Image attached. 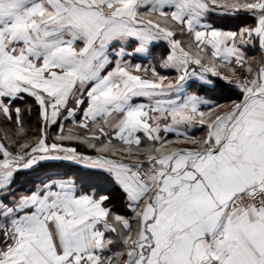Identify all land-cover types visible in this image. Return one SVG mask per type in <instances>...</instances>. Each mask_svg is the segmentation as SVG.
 <instances>
[{"label":"snow or ice","instance_id":"1","mask_svg":"<svg viewBox=\"0 0 264 264\" xmlns=\"http://www.w3.org/2000/svg\"><path fill=\"white\" fill-rule=\"evenodd\" d=\"M0 264H264V0H0Z\"/></svg>","mask_w":264,"mask_h":264},{"label":"trees","instance_id":"2","mask_svg":"<svg viewBox=\"0 0 264 264\" xmlns=\"http://www.w3.org/2000/svg\"><path fill=\"white\" fill-rule=\"evenodd\" d=\"M158 51H159V49H157ZM156 50V51H157ZM143 63H147V61L145 60V61H142ZM165 74H167V73H165ZM82 115V112H78L77 113V119L80 117ZM32 121H33V124L35 123V116H33V118H32ZM68 127H72V123H71V121L69 120V121H67L66 123H65V129H67ZM58 128H59V126L57 125V126H53L51 129H50V132L51 133H56L57 131H58ZM74 131H76V132H79V133H81V134H83L84 133V130L83 129H79V128H74ZM172 138H174V137H172ZM78 148H81L82 150H84L85 152H88L89 150H87V149H84V148H82V146H80V145H76ZM59 168L62 170V172H64V173H66V174H69V175H77V176H84V175H86V170H84V169H81L79 166H77V165H74V164H71L70 162H59ZM35 177H34V174H28L26 177H18V181L20 182V183H18L17 185H14V187H20L21 189H23V188H27L29 185L27 184V183H24L23 181L25 180V179H34ZM114 193H112V195L114 196V197H116V203L118 204V206H119V199L121 198V194L119 193V190L118 189H116V190H114L113 191ZM115 193H117V194H115Z\"/></svg>","mask_w":264,"mask_h":264},{"label":"crops","instance_id":"3","mask_svg":"<svg viewBox=\"0 0 264 264\" xmlns=\"http://www.w3.org/2000/svg\"><path fill=\"white\" fill-rule=\"evenodd\" d=\"M210 21H211L212 23H214L216 26H218V27H223V28H225V29H230V28H231V29H234V28L237 26V24H238V21H234V20L229 19V18H218L215 14H213L212 16H210ZM157 52H158V50H157ZM248 54H249V55H257L258 53H257L256 50H254V49H249V50H248ZM229 98L234 99V98H236V97H235L234 94L231 95V97H229L227 94H225V96H222V97L220 98V102H221V103H225V102L228 101ZM137 102H142V101H137ZM191 134L196 135V136H199V135L202 134V130L199 129V128L193 129V130L191 131ZM172 137H174V136H172V135L170 134V135H169V138H172ZM112 193H114V192H112ZM115 194H117V193H115Z\"/></svg>","mask_w":264,"mask_h":264}]
</instances>
